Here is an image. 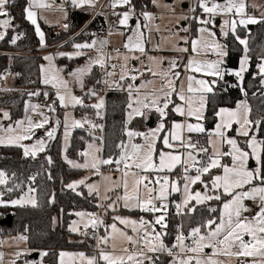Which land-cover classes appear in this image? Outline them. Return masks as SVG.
<instances>
[{"label": "snow or ice", "instance_id": "6c2138e0", "mask_svg": "<svg viewBox=\"0 0 264 264\" xmlns=\"http://www.w3.org/2000/svg\"><path fill=\"white\" fill-rule=\"evenodd\" d=\"M75 7H94L96 0H69ZM156 6H160L159 0H152ZM12 0H0V41L5 39L7 30L14 27V17L11 16L9 8ZM52 5L48 0H27V7L24 9L25 19L35 26V33L39 37L41 47L45 46V34L37 23V12L34 9L50 8ZM112 9L124 8L123 12H114L118 17L117 25L130 31L123 48L126 53L116 49V56L104 51L109 41L93 39L90 42L75 43L74 53H58L59 56H67L69 59L86 55L85 50H95L94 57H89L85 65L77 67L68 75L71 80L62 75L63 69L54 64L55 56L44 57L47 65L40 68L42 83L55 90L56 99L49 104L41 105L27 103L25 105V116L23 119L14 121L13 124L4 126L0 123V145L22 148L24 157L35 158L38 153L44 152L47 142L56 138L57 130L63 128V138L67 144L73 129H85L89 135L92 130H103L87 116L76 119L71 113L65 111L63 121L49 115L56 113L57 101L63 109L87 107L94 110L96 117H102V110L105 108V99L95 86L84 92L83 96L74 94L72 84L79 86L83 91L85 88V77L92 75L93 69L98 67L102 70V76L96 80V84H102L105 89L119 88L126 91L128 95L127 120L125 135L127 141H121L117 146L120 149L118 158H101L98 153L100 147L88 143V150L80 153L85 157L83 164L67 160L73 168H90L95 174L100 175L103 181L109 182L105 189L107 192H117L113 197L100 195L101 185L99 183L86 184L85 180L69 183L67 187L73 191L84 185L89 195L95 193L102 200H108L107 205H97L104 209L116 211L117 204L129 210L141 212L159 213L150 223L141 217L139 220L114 216L113 220L118 221L125 228H130L135 237L128 235L126 231L117 226L116 222L106 225L105 221L97 213L76 212L79 221H72L69 231L79 235L89 236L96 239L98 253L86 255L84 252L59 253V264H156L159 256L156 254L166 253L171 257V264H264V138L259 133L264 129V117L253 119L252 108L246 100L240 101L235 108L220 107L215 116L217 122L214 130L208 132L202 123L207 119L206 111L209 102V94L215 93V85L225 82L226 76H235L242 85L245 73L249 71L250 57L248 55V40L241 38L238 28H247L249 25L264 24V13L259 17L250 15V5L246 0H196L203 16H181L178 19H195L200 25L198 36L189 40L187 36H180L179 32H172L175 42L170 45V50L178 53H190L187 63L176 58H169L165 66L164 57L148 55L146 51L147 40L142 28H148L158 17L154 14L143 11L146 24L136 23L134 28L130 21L136 15V5L133 0H111ZM174 12L175 9L171 8ZM192 12L196 8L191 9ZM216 17L223 18V26L220 32L224 37L231 35L240 45L243 46L244 55L239 61L238 71H228L225 68V58L229 52L226 44L217 38ZM238 17V19L233 18ZM65 29L68 25H64ZM157 32L160 31L156 25ZM171 31V30H169ZM180 31L188 32V28H181ZM112 31L109 35H113ZM124 36L125 33H118ZM20 35L12 38L15 44ZM168 40L167 37L164 38ZM190 47L180 46V42ZM155 50H164L160 43ZM139 53V55H136ZM214 55L216 59L203 60L199 56ZM144 59H141V58ZM113 59L120 60L119 71L117 65L110 63ZM140 61V67L130 65V61ZM183 66L185 73L178 69ZM258 75L261 83L264 84V57L257 65ZM111 69V70H109ZM149 74L151 79H144L139 85L136 81ZM191 73H199L202 77L213 79L196 78ZM118 77V79H113ZM2 78V77H0ZM127 81V83H124ZM234 87L236 85H233ZM241 92L247 96L243 87ZM31 96H40V91L28 93ZM44 97H49V92H43ZM86 99H94L95 102L85 103ZM151 114H156L159 120L157 127L148 131H138L127 127L128 124L137 118L147 120ZM175 114L182 120H169ZM38 116L39 119H34ZM3 117L10 120V114L5 111ZM195 122H192V121ZM54 126L48 127L50 124ZM171 125L169 128L168 125ZM235 126V128H234ZM43 129L46 138H37L34 143L27 145L24 142L33 139L37 130ZM235 131V136L228 133ZM206 134L208 146H201L193 142L191 134ZM243 138V140L239 138ZM162 145V147H158ZM227 148V150H225ZM229 158L225 162V158ZM49 165L52 164L51 157H48ZM254 161V166L251 162ZM115 165L113 171L120 172L118 179L113 180L112 176H104L100 171L103 165ZM181 168L184 181L182 186V203L176 205L177 210L187 209V213L194 212L196 205H204L209 201H221L222 197L229 199L222 202V209L217 217L206 220L200 226L194 227L186 235L179 230L175 236V243L171 247L164 242L167 234V208L168 198L172 193L181 192L180 180H171L169 173ZM213 170H219L213 172ZM194 173V174H193ZM13 177L15 174H12ZM207 177V179H205ZM49 179H52L49 174ZM35 181L36 177H30ZM10 178L7 172L0 170V185L8 186ZM196 184L202 186V190L193 191ZM20 185L16 184L15 188ZM13 187H7L12 192ZM119 190V191H117ZM34 190L29 187L21 197L11 201L2 199L0 193V206H21L31 204L36 206V200L30 196ZM77 195L81 193L77 192ZM195 204H192V202ZM246 201H257L258 210L252 213ZM50 202H54L50 201ZM189 205H192L189 207ZM210 213L217 212V208L209 207ZM185 213V214H187ZM81 225L84 231H81ZM155 225H159L163 231H157ZM103 226L105 233L97 235V230ZM92 229L89 233L88 229ZM110 229V232L108 231ZM20 241H26V236H19ZM117 240L125 241L135 246L133 251L128 248H121L124 254H117ZM191 241L187 243L186 241ZM109 245L112 251H108ZM152 254V255H149ZM19 255V254H18ZM47 252H41L40 256H47ZM223 257L224 259H221ZM3 256L0 254V264ZM14 264V262H13Z\"/></svg>", "mask_w": 264, "mask_h": 264}, {"label": "trees", "instance_id": "16d2710c", "mask_svg": "<svg viewBox=\"0 0 264 264\" xmlns=\"http://www.w3.org/2000/svg\"><path fill=\"white\" fill-rule=\"evenodd\" d=\"M133 3L136 5V10L149 8L148 0H133ZM26 5L27 0H12L9 11L11 16L14 17V27L9 28L5 39L0 41V52H3V54H0V77L9 71L8 75L13 78V85L10 86L11 90L0 91V108L9 111L10 122L21 118L28 93L42 88L40 83L42 55L36 53L41 48L33 26L25 19L24 9ZM69 16L73 20V25L68 27L66 31L54 33L52 28L45 30L49 47L58 44L64 34L79 29L90 17V13L88 11H72ZM96 20L97 18L81 34L90 32ZM238 33L241 38L248 40L249 71L245 73L242 85L231 75L226 76L227 83L219 82L215 85V93L209 94L206 111L207 119L203 121L207 131L213 129L217 119L215 112L220 107L232 108L242 99H245L251 106L253 119L264 117V84L261 83V77L257 74V65L264 57V24L249 25L247 28L240 27ZM14 35H20L21 37L15 44L12 43ZM85 38L88 37L85 36ZM224 44H226L229 52L228 57L225 58L224 66L228 71L235 70L243 54V46L231 35L225 37ZM7 51L14 54H4ZM15 52L23 54H15ZM97 79H99V73L94 68L92 75L85 78V86H98L96 84ZM241 87L247 92L246 97L241 92ZM127 103V94L109 93L106 97L102 140V157L104 159H115L119 155L120 149L117 146L125 140ZM79 110L87 114L91 111L87 107H81ZM173 119L175 117L171 115L169 120ZM142 122L143 118L136 119L131 126L137 128L142 125ZM259 135L264 138V129L261 130ZM97 136V141L100 142V133ZM88 138L85 129L73 130L66 151L68 159L82 161L83 157L80 153L83 152L84 144ZM48 157H51L53 161L51 165L48 163ZM0 170L7 172L9 175L10 182L6 188H14L8 199L19 196L30 186L34 189L36 200L35 207H0V220L6 216L12 218L11 225L0 227V231H6L9 235L14 236L26 233L28 235L26 244L30 250L48 253L47 256L42 257L45 264H58V252L62 250H82L88 254L90 253L92 241L90 239L88 241L81 240L78 235L68 230V225L74 219L76 212H94L96 210V198L94 195H88L83 186L76 191L67 187L71 181L82 174L83 170L72 168L63 160L59 137L49 142L46 150L35 158L24 157L19 147H0ZM13 173L15 174L14 177ZM49 174L52 179L48 178ZM32 176L36 177L35 181L30 179ZM16 184H19L20 187L15 188ZM77 192L81 195H77ZM53 200L54 202H50ZM222 201L223 197L221 201L216 202L213 200L205 206L198 205L194 212L187 213L185 211L181 220L182 231L186 234L209 218L217 217ZM209 207L217 208V212L210 213L208 211ZM128 214L137 215L138 213L130 212ZM54 217L57 222L56 226H53ZM175 226L176 217L169 213L166 244L170 243L174 236ZM167 262V259L160 260V264H166Z\"/></svg>", "mask_w": 264, "mask_h": 264}, {"label": "rangeland", "instance_id": "374dc122", "mask_svg": "<svg viewBox=\"0 0 264 264\" xmlns=\"http://www.w3.org/2000/svg\"><path fill=\"white\" fill-rule=\"evenodd\" d=\"M161 1L162 0H160V6L159 7L155 5V9L158 10V12L165 11V12H163V13H165V15L157 16L158 19H156L154 22H152V24L150 25V27L152 29L151 32L148 31V28H142V31L145 32V38L147 40V43L145 45L146 51L148 52V55H150V56H154V57H164L165 58V64H167V60L172 56V54H177V55H175L173 57H176L179 61L182 62V60L184 59L183 58L184 57V53L181 54V53H178L176 51L170 50V45L172 43H174L175 40H174L173 37H170V38L167 37V33H169V32L170 33H172V32H179V35L180 36H187L186 35V32L180 31V29H179V23H180V21H182L183 23H185L186 20L185 19H178L179 16L166 15V13H168L170 11L169 9H171V5L163 4V3H161ZM259 1L262 2V3H264V0H259ZM110 2H111V0H110ZM50 3L52 5L50 8L41 9L40 10L39 15L37 16V22H38V19H39L41 22H43V24H46L49 28L58 29V30H56V32L53 31L54 33L61 32L60 30L66 31L68 29V28L65 29V27H64L65 22L67 21V17H68V14H67L66 10L64 9L66 7V3H67L66 0H51ZM177 4H178V2L175 3V7L176 8H177ZM247 4L250 5L252 8H254L253 9V10H255L254 12H257L260 15H261V13H264L263 10H260V7L261 6L258 5V0H247ZM148 12H150V11H148ZM89 13L92 14V12H89ZM216 18H221V17H216ZM0 19H3V17H0ZM133 19L135 20V23L134 24H131V21L129 22L130 25L133 28H134V26H135L136 23H141L142 25L147 23L146 21H144L143 16H141L139 18H138V16H135V17H133ZM48 23H50V25H48ZM156 25H159V28H160V31L159 32H157L155 30L156 29ZM199 26L200 25L198 24L197 20H195L194 22H192V24H191V33L189 35V40H191L193 38H196L198 36V28H199ZM222 26H223V18H221L220 23L216 24L214 30L217 32V38L220 40V42L223 43L225 37L220 32V28ZM169 30H171V31H169ZM41 31H43V30L41 29ZM111 31L114 33L113 35H110V45L114 49V51L111 53V55L112 56H116V51H115L116 49H119L122 53H126L127 50H125L122 45L126 41L127 35H130L131 34L130 31L128 29H124L122 27H119L117 24L113 26V28L111 29ZM120 31H123L125 33V35L124 36L119 35L118 33ZM85 36L86 37H92V40L93 39H96L98 41L99 40H104V38L101 35H99V34L93 35L91 32H85V34H81V32H79L78 30H75L72 33L64 34L62 40L58 44H56L54 46L48 47L46 38H45V46L44 47H41L40 42H39L40 48H43V50H40V51L36 52L37 54L42 55V62L40 64V68H41L42 65H47V61L44 60V57L45 56H48V55H53V56H55L54 64L58 68L63 69L62 75H64L65 78L71 80V77L68 74L71 71H74L77 67L84 66L85 63H86V61L88 60V58L90 56L91 57H94L97 53L95 52V50H85L86 53H87L86 55L80 56V57H76L74 59H69L67 56H59L58 53H60V52L69 53V54L70 53H74L76 51V49H74L73 45L75 43H84V42H86V41H82L83 39H85ZM36 37L38 38V41H39V37L37 35H36ZM165 37L168 38L167 41L164 40ZM79 39H82V40H79ZM158 43H160L161 48L164 49V50H161V51L155 50V46ZM63 45H65V46L62 47ZM180 46H182V47H190V45H184L182 41L180 42ZM152 51H155V52H152ZM0 53H3V52H0ZM5 54L11 55V54H14V53L11 52V51H7V52H5ZM15 54H23V53L15 52ZM136 55H139V53H137ZM189 55H190V53H188L187 59L189 58ZM243 55H244V52H243L242 56L240 57V59L243 57ZM197 58L198 59H203V60L216 59V57L214 55H211V54L206 55V56L202 55V56H199ZM141 59H144V58L142 57ZM187 59H186L185 64L187 63ZM240 59H239V61H240ZM112 61H117L118 64H120V62H121L120 60H116V59H113ZM133 64H135V65H133ZM182 64H183V62H182ZM130 65L131 66H135V67H140V61H138V60H132V61H130ZM96 69L100 71V72L98 71V73H100L99 74V76H100L101 73H102V70L99 69L98 67H96ZM178 70L181 71V73L183 74L182 77H181V79L184 78V75L189 74V73H183L182 66ZM238 70H239V63H238L237 69L231 70V71H238ZM117 71H119V65L117 67ZM191 74L192 75H195L196 78H198V79L199 78H205V79H209V80L213 79L212 77H202V75L199 74V73H191ZM151 78H152L151 76H150V78H148V74H145V76H143L140 79H138L139 83L137 85H139L143 79H151ZM113 79H118V77H115ZM235 79L237 80L236 77H235ZM138 81H136V82H138ZM126 82L127 81H125L124 83H126ZM10 83L11 82H10L9 77L2 76V78H0V91L11 90L10 89ZM40 83H41L42 88L37 89L35 91H40L41 92V95L38 96V97H42L43 98V101L42 102H39L37 96H31L30 97L28 95L27 98H26V100H25V102H24V106H23V110H22V116H21V118H19L17 120H20V119H23L24 118V116H25V105L27 103H34V104L45 105V104L51 103L53 100L56 99V97H55V90L51 89L50 86L43 85L42 79H41V71H40ZM71 86L73 88L74 94L75 95H78V93L76 91H81V89L79 88V86H77L75 84H72ZM85 87L86 88H84V90L85 89L92 88V87H87V86H85ZM45 91L49 92V97L47 99L43 95V92H45ZM127 99H128V97H127ZM243 100H245V99H242L241 101H243ZM85 102L90 105L91 103H94L95 100L94 99H89V100H85ZM56 106H57L56 113H49V115L51 117H53V120L55 118H59V119H61V121H63L64 113H65V111H67V112L71 113L76 119H81L82 117L87 116L89 119L93 120L98 125H102L101 122H100V118L96 117L94 110L91 109V108L90 109H91L92 112L90 111L87 114V113H83L82 111H80L79 109L81 107H79V106L77 108H75V109H73V108L63 109V108H60L59 107V102L58 101H57V105ZM235 106L232 107V108H235ZM5 111H7L9 113V111L7 109L0 108V123H2L4 126H7L9 124H13L14 121L13 122H10L9 120L4 119L3 112H5ZM127 111H128V109H127ZM127 111H126V114H125V126H126V120H127ZM102 112H103V110H102ZM172 115L175 117V119H173V120H177V121L182 120L181 117L176 116L175 114H172ZM33 118L34 119H39L38 116H34ZM139 118L140 117H137L133 121H135L136 119H139ZM132 122H131V124H132ZM192 122H195V121L193 120ZM216 122H217V119H216ZM158 123H159V120H158L157 115L156 114H151L150 117L147 120L143 119V122H142V125L141 126H138L137 128H133L131 126V124H128L127 127L130 128V129L138 130V131H148L149 129H152V128L157 127ZM52 126H54V123L53 124H50L48 127H52ZM168 127L169 128L171 127L170 123H169ZM234 128H235V126H234ZM73 130H75V129H73ZM73 130H71V135L69 137V140H68L67 144H65V141H64V138H63V128L60 127L57 130V133H56V137H59L60 138V141H61V156H62L63 160L66 163H67V160H70L66 156V151H67V148L69 146V142H70V139H71ZM213 130H214V127H213L212 130H210L208 132H211ZM92 131H93V135H89V131H86L87 136L89 138L86 140V142L84 144L83 151H87L88 150V147H87L88 146V143H93L95 146L100 147V145H99V143L97 141V137H98L97 135L100 132H102V131L100 129H96V130H92ZM228 134L230 136H235L236 135L235 131L229 132ZM37 138H46L45 137V132H44L43 129L37 130L36 133H35V135L33 136V139L32 140H29V141H25L24 143L27 144V145H31L32 143L35 142V140ZM191 138L192 139H196V142H198L201 146H208V136L206 134H196V133H193V134H191ZM239 139L243 140L242 137L239 138ZM124 141L125 142L127 141L126 135H125V140ZM49 142H51V141H48L47 142V145L49 144ZM0 147H9V146L0 145ZM158 147H162V145H158ZM20 149H21V153L23 155V150H22V148H20ZM225 150H227V148H225ZM40 153H42V152H40ZM40 153H38V154H40ZM98 156L101 157L100 153H98ZM66 158H67V160H66ZM85 159L86 158L83 157L82 158V161H80V162L79 161H76V162H79V163L83 164L85 162ZM228 160H229V158L226 157L225 158V162H228ZM251 164L254 166V161L251 162ZM68 165L70 167H72L70 164H68ZM106 167H110V169H107ZM115 167L116 166L114 164L113 165H105V169L102 172L103 175L104 176H109L110 175V176H112L113 180L118 179L119 176H120V172L113 171V169ZM78 169L83 170L82 174L77 179L71 181L70 183H73V182H76V181H80L82 179L86 181V184L99 183L101 185V190H100V195L101 196L107 194L108 196L113 197V199L115 198V196L117 195V192H107V193H105V189L108 186L109 182L103 181L102 180V177L100 175L95 174L94 170H92L90 168H78ZM218 171L219 170H213V172H218ZM205 179H207V177H205ZM81 186L84 187L86 193L89 195L87 187H85L84 185H81ZM81 186H79V187H81ZM29 187H27L26 190L23 193H21L19 196H15V197H12V198H9V199L8 198L7 199L2 198V199L4 201H11V200L18 199L25 192L28 191V188ZM4 189H6V186L0 185V190H4ZM192 190L193 191L202 190V186L200 184H196V185H194L192 187ZM117 191H119V190H117ZM91 195L97 196L95 193H93ZM30 196H32V197L35 198L34 191L32 193H30ZM98 199H99V197L97 196L96 197V201H98ZM227 199H229V198L228 197H223V201L224 200H227ZM182 200H183V195H182ZM100 201H101V203H103L105 205H107L108 203H110V201H108V200H102L101 199ZM192 204H195V202L193 201ZM246 204L251 209L252 213H254L255 211L258 210V202L257 201H246ZM205 205L206 204L199 205V206H205ZM24 206H32V205L31 204H25ZM191 206L192 205H189V207H191ZM197 206L198 205H196V207ZM0 207H17V206L8 205V206H0ZM221 209H222V203L220 205L219 213H220ZM124 210L129 211V212L133 211V210H129V209L124 208L122 206V203H119V204H117V207H116V211L115 212H113L112 210H110L112 213L111 212H108V211H107V213H105L104 209L101 208V213H103L105 223H106V221L107 222L109 221V215L112 214V219L110 220V222L107 225H110L113 222H116L117 223V226L120 227L121 229H123L124 231H126L128 233V235L135 237V233H133L130 228H125L123 225H120L118 223V221H114L113 220V217L114 216H117V215L118 216H121V217H125V218L134 219V216L133 215L125 214V211ZM185 211H187V209H185ZM118 212L120 214H117ZM219 213H218V215H219ZM139 217L140 216H138L137 218H139ZM74 220L79 221L80 218L75 215L74 219H72L70 221V223L68 225V229H69V226H70L71 222L74 221ZM181 220H182V218H181ZM56 224H57L56 218L54 217L53 218V226H56ZM81 229H83V226L82 225H81ZM108 231L110 232V229ZM104 233H105V228H102V230H101V236L104 235ZM188 233H186V235ZM74 234H77V233H74ZM77 235H78V237L81 238V240L84 239L85 241H88L90 239L89 237H86L84 235H79V234H77ZM10 236L11 235H7V238L10 239ZM18 237L19 236L16 237V240H15V244L16 245L14 246V244H13L12 245V249L21 250L22 248L23 249L25 248L26 241H20L18 239ZM90 240L92 241V245L90 246V253L89 254H86L84 252L86 255H89V256L94 255L93 251H94V246H95L94 240H92V239H90ZM4 243H6V239L4 240ZM116 243H117V254L123 255L124 253L122 251H120V249L121 248H127V245L129 243H127L125 241H121V240H117ZM189 243H191L190 240H189ZM107 250L108 251H112V248H111L110 245L107 248ZM64 252L79 253V252H82V251H67L66 250ZM40 253L41 252L39 251V254ZM59 253H60V251L58 252V256H57V263L58 264H59ZM221 259H224V258L221 257ZM37 263L38 264H45L43 262L41 256L37 259Z\"/></svg>", "mask_w": 264, "mask_h": 264}, {"label": "built area", "instance_id": "2783aa9c", "mask_svg": "<svg viewBox=\"0 0 264 264\" xmlns=\"http://www.w3.org/2000/svg\"><path fill=\"white\" fill-rule=\"evenodd\" d=\"M196 8L195 4H194V0H188L187 1V9L184 11L179 12V15L182 16H189V17H194V16H201V13L197 10L195 12H192L191 9L192 8ZM126 9H104L101 6H98L94 9H92V14H90V17L82 24V26L77 29L79 32L85 31L88 26L97 18V20L94 23V26L92 27V29L90 30V32L93 35L99 34L101 35L104 40L107 39L109 41V44L107 47H105L104 51L108 54H110L111 52L114 51L113 47L110 45V35L109 32L111 31V29L113 28V26L117 23L118 17L116 15H114V12H123ZM143 11H138L136 10V13H142ZM148 12V11H147ZM150 13L154 14L155 16H157L158 14H160V12H156V11H150ZM250 14V13H249ZM70 15V14H69ZM253 15V14H250ZM259 17L258 15H254ZM194 21V19H187L185 21L184 24V28H188V32H186L187 37L189 38V35L191 33V24ZM65 24H67L69 27L73 25V20L72 18L69 16L67 21L65 22ZM171 33H167V36H170ZM17 35H14L13 37H15ZM12 37V38H13ZM18 41V40H17ZM3 54V53H0ZM5 54V53H4ZM188 57V53H184V59H183V64H185L186 59ZM172 58H176V57H172ZM177 59V58H176ZM110 63L112 64H116L118 67V62L117 61H110ZM182 64V65H183ZM182 69L184 70L183 66ZM110 70V69H109ZM9 71L6 72V74H8ZM146 74V73H145ZM102 76V73L100 75V77ZM127 83V82H126ZM97 90L100 91V94L104 97L105 102H106V97L109 93H115V94H127L126 91H121L119 88H113V89H105L104 86L102 84L96 86ZM88 89L85 90H81V91H76L78 93L77 96H83L84 92H86ZM38 101L42 102L43 98L42 97H38ZM105 109V108H104ZM103 109V111H104ZM193 142H196V139H192ZM107 169H110V167H106ZM105 169V165L101 166L100 171L103 172ZM170 179L175 181V180H180V186H181V192H175L172 193L169 196V199L167 201L168 204V208H167V224H168V215L169 213H172L173 215H175L176 217V226H175V233L174 236L172 237L170 243L166 244L167 246L171 247L172 244L175 243V236L177 235L179 230H182L181 227V218L185 212L184 208H181L179 211L176 208V205L178 203H182V186H183V180L181 179L182 175H183V170L181 168H177L174 172L169 173L168 174ZM0 193H3L2 198L6 199L9 197L11 192L7 191V188L4 190H1ZM101 204L100 202V197L96 203V210L95 213L99 214V216L102 218V213H101V208L97 207V205ZM156 215H159V213H148V212H143L142 215L137 218L138 220L143 217L145 220H148L150 223H152L154 221V218ZM156 230L157 231H163L159 225H155ZM103 226H101L98 230H97V235L101 236V230H102ZM84 231V229L82 230ZM88 232L91 233L92 229H88ZM167 232V230H166ZM8 232L6 231H0V254H2L3 256V261L2 264H38L37 260H30L29 259V255H31L34 251L30 250L27 245L25 246V248L21 249V250H16V249H11L8 248L7 246H5L4 243V239L5 237H7ZM23 236H26L28 238V235L22 234ZM136 236V234H135ZM89 237L90 239L94 240L95 246H94V255L98 253V247H97V242L96 239L92 238L91 235L86 236ZM168 237V233L164 236V242L165 239ZM27 241V240H26ZM188 243V241H186ZM127 248L129 249V251H133L135 249V246L132 244H128ZM39 253V252H38ZM19 254V255H18ZM152 255V254H149ZM159 256V259L156 261V264H160V260L161 259H167L168 262L166 264H171V257L167 256L166 253L163 254H156ZM40 257V256H39Z\"/></svg>", "mask_w": 264, "mask_h": 264}, {"label": "crops", "instance_id": "0c3cea01", "mask_svg": "<svg viewBox=\"0 0 264 264\" xmlns=\"http://www.w3.org/2000/svg\"><path fill=\"white\" fill-rule=\"evenodd\" d=\"M50 1L51 0H48V2L50 3ZM163 1V2H162ZM161 1V3H163V4H166V5H171V8H175V11L174 12H172V11H167L168 13H166V15H173V16H179V17H181L182 15H179L178 13L179 12H181V11H184V10H186L187 9V1L188 0H162ZM66 7L64 8L65 10H66V12H67V14H68V17H69V14L72 12V11H79V12H84V11H88V12H91L92 11V9H94V8H96V7H98V6H101L102 8H104V9H112V7L110 6V0H96V3H95V6L94 7H89V6H84V7H75V6H73V5H71V3L69 2V0H66ZM148 2H149V8H145L144 10H138V11H156V12H158V10H156L155 9V5L152 3V0H148ZM178 2V4H177V8L175 7V3H177ZM218 2H222V1H218ZM246 3H247V0H246ZM159 4H160V0H159ZM194 4H195V6H196V0H194ZM258 5L259 6H261L260 7V10H263L264 11V3H262V2H260L259 0H258ZM26 7H27V5H26ZM25 7V8H26ZM197 8V10L201 13V17L203 16V14H202V11L198 8V7H196ZM44 9H47V8H44ZM118 9H124V8H118ZM254 8H252L251 6L248 8V12L250 13V14H253V15H260L259 13H257V12H254L255 10H253ZM36 12H37V16L39 15V13H40V10L41 9H34ZM253 10V11H252ZM178 11V12H177ZM163 12H165V11H163ZM163 12H160V14H158L157 16H160V15H165V13H163ZM135 16H138V18L139 17H141L142 15H141V13H136V15ZM134 16V17H135ZM156 16V17H157ZM68 17H67V19H68ZM233 18H236V19H238V17H233ZM194 21H195V19H194ZM193 21V22H194ZM220 21H221V18H216V24H218V23H220ZM29 22V21H28ZM30 23V22H29ZM39 25H40V28L43 30L42 32L45 34V30L46 29H48L49 27L46 25V24H43V22H41L39 19H38V22H37ZM135 23V20L134 19H132L131 20V24H134ZM31 24V23H30ZM117 24V23H116ZM115 24V25H116ZM184 24L185 23H183L182 21H180V23H179V29H181V28H184ZM32 25V24H31ZM48 25H50V23H48ZM33 26V28H34V30H35V26L34 25H32ZM69 27V26H68ZM56 30H58V29H53V31H55L56 32ZM60 31H63V30H60ZM170 33V32H169ZM192 35V34H191ZM167 37H172V35H170V36H167ZM45 38H46V36H45ZM92 40V37H88V38H85V39H83L82 41H86V42H90ZM223 43H224V41H223ZM49 47V46H48ZM47 47V48H48ZM45 49V48H44ZM41 50H43V48H41ZM46 52V51H45ZM152 52H155V51H152ZM112 53V52H111ZM110 53V54H111ZM181 54H183V53H181ZM175 55H177V54H172V56L170 57V58H172L173 56H175ZM182 62H183V60H182ZM133 65H135V64H133ZM165 65H167V64H165ZM99 71V70H98ZM100 72V71H99ZM183 73H185L184 72V70H183ZM100 74V73H99ZM147 74V73H146ZM3 76H5V77H9V79H10V86L11 85H13V78L12 77H10L8 74H5V75H3ZM4 78V77H3ZM99 78H100V76H99ZM148 78H150V76H149V74H148ZM144 80V79H143ZM138 81V80H137ZM139 83V81L138 82H136V84H138ZM127 97H128V95H127ZM87 100H89V99H87ZM86 103V102H85ZM87 104V103H86ZM105 108H106V102H105ZM102 119L100 118V122H101V124H102V126H103V128H104V122H105V109H104V111L102 112ZM102 140H103V130H102V132H100V142H98L99 143V145H100V148L102 149ZM100 155H101V158H103L102 157V151L100 152ZM1 191V190H0ZM98 196V195H97ZM97 196H95V198L97 197ZM98 197H100V196H98ZM100 200H101V198H100ZM101 202V201H100ZM96 203H97V201H96ZM125 212H127V213H125V214H128V213H130L129 211H126V210H124ZM108 212H111L110 210H108ZM131 212H136V213H138L137 215L138 216H141L142 215V213L143 212H141V211H139V210H133V211H131ZM92 213H95V211L94 212H92ZM112 213V212H111ZM117 214H120L119 212L117 213ZM129 215H131V214H129ZM137 215H133L134 216V219H136V220H138L137 219ZM102 219L104 220V216H103V213H102ZM112 219V214H110L109 215V221L107 222L106 221V225L110 222V220ZM104 228V227H103ZM83 229H81V231H82ZM72 233V232H71ZM74 234V233H73ZM22 235V234H21ZM21 235H17V236H21ZM77 235V234H76ZM17 236H14V235H11L10 236V239L9 238H7V237H5V239H6V243H5V246H7L8 248H11L12 249V245L14 244V246L16 245L15 244V240H16V237ZM15 238V239H14ZM4 239V240H5ZM14 240V241H13ZM18 242V241H17ZM188 243H189V241H188ZM27 245V244H26ZM62 251H66V250H62ZM62 251H60V252H62ZM67 251H82V250H67ZM82 252H85V251H82ZM34 253V252H33ZM38 253V252H37ZM86 253V252H85ZM86 254H88V253H86ZM39 256H40V254H39ZM39 258V257H38Z\"/></svg>", "mask_w": 264, "mask_h": 264}, {"label": "water", "instance_id": "95a60500", "mask_svg": "<svg viewBox=\"0 0 264 264\" xmlns=\"http://www.w3.org/2000/svg\"><path fill=\"white\" fill-rule=\"evenodd\" d=\"M218 1H222V0H218ZM12 222V218L11 216H6L4 219L0 220V227L5 226V227H9L11 225ZM39 257V253L34 252L31 255H29V259L30 260H37Z\"/></svg>", "mask_w": 264, "mask_h": 264}]
</instances>
